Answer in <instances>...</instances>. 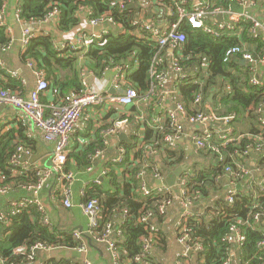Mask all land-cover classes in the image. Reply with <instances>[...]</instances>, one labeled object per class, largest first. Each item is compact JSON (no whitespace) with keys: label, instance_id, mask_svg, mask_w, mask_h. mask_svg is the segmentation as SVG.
I'll return each mask as SVG.
<instances>
[{"label":"trees","instance_id":"16d2710c","mask_svg":"<svg viewBox=\"0 0 264 264\" xmlns=\"http://www.w3.org/2000/svg\"><path fill=\"white\" fill-rule=\"evenodd\" d=\"M8 1L0 0V13L6 11ZM156 1L164 2L170 8L175 9L176 2L180 0ZM226 1L216 0V4L224 7ZM18 2L19 19L29 26L31 24L39 26L45 23L51 13L58 11L57 29L64 33L81 25V14L86 8L93 12L89 20H99L104 17L113 18L116 24H106L107 34L91 39L90 48L85 54V58L99 72L104 71L106 67H119L121 70L129 72L131 65L136 64L137 69L126 75L127 82L137 90L141 97L148 95L152 85L150 70L155 56L162 50L150 39L148 33H139L138 27L134 26V23L143 14V10L136 2L125 6L124 12H121L118 6L112 5L114 0H18ZM231 3L233 2H228V4ZM147 16L156 17L153 14H147ZM171 21H177V17L174 16ZM180 31L187 37V41L179 50L180 64L183 70L190 71V68H196L199 69L198 71H202L205 68L204 65L208 66L203 83L206 80L207 84H209L208 81H211V84L224 81L221 83L222 86H234L233 93L235 94L224 93L222 96L221 104L225 105L224 108L229 111L227 113L243 120H258L260 114L257 109L264 101V86L251 85V78L248 75L239 79L233 76L230 72L233 69L231 65L235 59L241 56H234L230 62H224L226 52L236 46L242 47V43L235 38L215 40L201 31L192 30L186 23L182 24ZM245 39L246 42L259 46V52L264 51V44L253 42L247 35ZM11 44L13 45L14 42L7 32V28L0 27V51ZM163 53V63L158 68L170 71L171 63L167 58L168 54L166 51ZM253 53L257 54V51ZM253 53L252 55L255 56ZM79 54L81 53L78 50L60 48L52 36H39L27 46L22 54V59L26 63L33 64L37 71L46 73L50 88L57 92L59 99H62L60 103L56 104L60 105L68 95L81 96L84 93L80 69L76 70L75 68ZM235 83L241 84L245 88L244 92ZM21 85V82L13 74H9L5 67H0V90L22 94ZM207 88L206 84L201 87L192 83H180L184 104H192L194 107L196 94L202 92L205 95L208 91ZM192 107L187 109L191 114H195L198 110L196 107H194L195 109ZM247 109L249 111H246ZM149 112L152 111L149 110ZM259 128V131L253 129L250 132H245L242 136H237L239 139L226 146L214 141L217 139L213 137L211 140L213 143L210 144L216 146L219 152L212 154L210 149H204L199 153L205 156L216 155L220 164L214 171L190 176L188 185L190 193L199 192L200 194V199L196 202L197 205L202 201L210 200L215 193L214 189L218 184V178L224 175L226 169H230L232 174L241 171L236 169L234 158L239 159L238 154L245 153L247 146L254 144L253 141L257 139L256 137L264 138V128H261L260 124ZM24 131V127L17 130L18 137L15 136V131L0 135V186H8L12 180L13 172L16 169L10 164V160L16 149L23 146L31 153L34 150L35 141L27 139L23 134ZM168 131L170 129L167 126L165 132L148 130L146 144L156 145L157 149L161 148L166 153V161L171 165L177 157L180 162L184 157H180L174 151H166L167 149L162 148L161 140ZM247 134L253 135V138H248ZM100 144V140H98L89 144L86 150L71 152L66 170L73 171L71 169L72 159L76 162L78 170L81 171L87 167L89 154L95 151ZM259 162L261 166L262 163L264 164V146L263 152L259 155ZM142 166L143 163L138 160L127 166L126 173L131 176L125 180H119L120 175H116L114 168L109 167L112 172L105 178V181L89 190L84 198L85 202L97 200L102 209L101 226L97 229V234L102 233L110 221L115 230L121 231V236L118 238L120 242L117 244L120 264H154L153 255H156V250L149 255L146 254L142 262H135V259L143 254V239L151 234L147 228L138 224V218L146 211L151 210L155 218L164 221L168 212L165 215H160L158 207L166 200L175 201L172 194L145 197L137 193L138 182L133 177L140 172ZM146 169L155 174L152 168ZM17 171L20 172V185L25 189L37 183L39 178L37 172ZM225 193L227 195L229 192ZM222 196L215 202L214 209L207 210L204 215L198 214L195 219L185 222L186 233L190 236L189 243L200 242L204 252H193L184 260L183 264H223L227 259H231L232 264L234 262L237 264H264V246L261 245L264 243V192L258 190L238 192L234 196L232 204L226 200L227 197ZM124 210L127 211L126 219H123V223H119L115 213H125ZM257 214L260 215L259 221L254 220V216ZM43 219L44 214L38 211L34 205H30L28 208L22 209L20 213L10 215L7 219L8 222H0V257L5 262L4 264H23L24 256L15 252L21 246L30 248L37 243H42L52 247L76 248L80 244V241L74 236L75 231L47 226L43 223ZM233 226L240 228V232L245 237V241L241 245L230 243L233 239L231 232ZM164 237L165 234L162 233L159 241L154 239V245L159 242V246L157 245L155 249L160 250L165 246ZM88 239L91 238L88 237ZM104 262L112 264V259ZM46 264L77 263L53 259Z\"/></svg>","mask_w":264,"mask_h":264},{"label":"crops","instance_id":"0c3cea01","mask_svg":"<svg viewBox=\"0 0 264 264\" xmlns=\"http://www.w3.org/2000/svg\"><path fill=\"white\" fill-rule=\"evenodd\" d=\"M188 1L192 4L194 0ZM230 1L233 3L228 4ZM208 2L211 5L214 3L216 8L208 12L209 14L205 20L207 23L230 24L229 18L232 14L241 15L243 19L248 20L238 25L235 30L227 33L224 38H235L241 42V46L251 54L257 51V54L253 53L256 57L264 55V51L259 52V46L250 44L246 42L247 40L245 39L247 35L253 42L264 44V0H252L247 6L240 4L237 0H227L224 7L219 5L217 6L216 0H211V2L208 0ZM136 3L143 10V14L139 17L140 19L144 21H152L155 24H160L159 21H164L166 19V12L164 10L161 12L155 5H149L151 0H136ZM18 5V0H9L6 6V11H4L7 32L10 34L14 44H11L8 50H1L0 58L3 61L5 69L8 73L13 74V76L21 82V87L23 89L21 90V93L23 96L27 97L36 87L38 82V72L40 71H37L33 64L31 65L29 62L26 63L23 61L22 54L25 51V48L22 46V39L19 41L15 39L17 26L20 25L24 27V23H19L17 20ZM217 9L219 12L217 14H213V12ZM89 10L91 9L86 8L81 14V25L66 33L60 32L57 29L58 19L53 20L51 23L46 25L41 24L37 26V24H31V27H37V29L40 28L41 34H43L42 36H52L56 45L60 48L66 47L70 49V44H77L81 35L88 33L92 34V36L100 35L101 37L105 31L102 29L99 32H95V28L90 26ZM147 14H153L156 17L151 18L147 16ZM256 23H258L259 26H256ZM22 33L23 31L21 32V35ZM88 50L89 48L86 51L84 49H79L78 51L81 54L77 56L75 63L76 70L80 69L81 72V85L84 92L85 86L83 85V82H87L88 87H91L94 92L109 93L111 95L115 94V90L112 89L113 74H108L104 77L103 71L99 72L96 68L91 66L85 58V54L88 53ZM166 53L168 54L167 58L171 63L172 55L169 51H166ZM177 53L179 55V51ZM92 65L94 64L92 63ZM231 66L233 69H231L230 72L235 78H245L247 75L248 77L250 76V78L256 76L260 81L264 82V66H258L257 73L254 75V73L250 71V65L242 58V56L235 59L233 61V65ZM204 67L205 68L202 71H198L199 69L196 68H190V71L184 72L189 75L191 80H196L199 83V86L203 87L205 84L207 85L208 91H205V95L202 93L201 103L199 105L194 103V107L205 115L213 116L216 120L209 121L204 125H193L187 121L183 122L184 137L179 142L177 149L174 151L175 154L180 157H184L181 159V162L177 157L173 161L174 163L170 165V163L165 159L166 153L161 150V148L158 149L157 155H150L149 153L150 146L146 144L148 130L153 132L156 131V129L152 126V120L162 115V110L161 112L153 110L154 102L157 98H154L149 102H141L139 105L129 108H116L110 105L111 108L102 107L94 109L85 114L82 121L76 127L71 139L69 155L73 151L81 152L86 150L88 148L87 146L92 142L100 140L101 143L95 151L89 154L88 166L83 168L81 171L77 169L76 162L73 159L71 160V169L73 171L68 172L75 174L76 178L72 187L73 191L71 192V202L74 207L69 209L63 205V188L57 179H53L50 185L42 192L35 194L29 191L28 187L25 189L24 186L20 185V172L17 171L19 169H16L13 172L12 180L10 181L11 185L0 186L2 188H8V191L5 194L0 193V213H3L6 217H10L12 211L15 210V204H20L24 200H39L44 207L46 217L49 222V225L47 226H54L60 228L61 230L67 229L86 232L88 228V218L80 206L86 203L84 198L86 194H88V191L94 189V186L102 184L105 181V178L112 172L110 168H114V173L116 175H120L119 180L128 179L131 175L126 173L128 169L127 166H130L138 160L140 163H143L140 172L143 170L146 171L144 181L147 186L151 189L156 187H166L169 189V192L166 195L172 194L175 198V201L172 200L173 205L169 207L167 211L168 215L164 221L153 217L151 224L158 229L156 239L159 241L160 234L162 235L163 233L165 234L164 238L166 240L165 246L160 250H157V248L155 249L159 242L153 246L154 250L152 252H155L156 250V255H153L154 264H176L178 260L177 255L179 253H183L189 245H181L178 242L179 233L177 230V223L182 214L185 212V208L181 202L185 198L182 196L180 190L179 179L188 174L191 176L193 174L206 171H214L220 164V160L216 157V155H212L215 152H213L211 148L210 150L213 153L211 152L212 154L210 156L199 154L203 149L199 150L197 148L194 137L205 131H211L213 133V137H216L217 139L214 141L221 143V137L228 131L232 132L233 137L239 138L237 136H242L245 132H250L253 129L259 131V124L261 127L262 122H264V113H259L260 116L256 121L243 120L236 116L232 117L230 115L231 113H227L229 111H226L224 108L225 105L221 104L222 96L224 93L235 94L233 93V90H235L234 86H222L221 83L224 81H221L218 84H211V81H208L209 84H207L206 80L203 83V80H205L204 75L207 72L208 66L204 65ZM136 69L135 65H131L129 72L123 71L124 83L126 84L123 86L125 88L126 86L131 87L127 82L126 75L134 72ZM167 72L171 73V70ZM40 73H42L44 78H46V73ZM180 83L179 77L172 73L171 79L166 88L168 93L171 94L167 101L166 110L174 109L176 103L184 104L183 97L181 95ZM236 85L238 88L240 87L239 89L242 90V92H244L245 88L242 87L241 84ZM61 100L62 99H59L57 92L51 88L43 97V102L47 105H56L60 103ZM186 105L188 107H192V104ZM186 105L184 104V106L188 108ZM194 107H192V109H195ZM149 110L152 112H149ZM246 111H249V109ZM225 118L232 119L230 122L226 123L224 120H221ZM122 121H127L122 129L113 135L108 134L106 137L104 136V133L107 130L112 128L116 123ZM21 127L25 128L23 134L27 137V139L35 141V147L31 156L26 157V160H29L32 164V168L29 170L22 169V171H33L38 173L39 171L46 170L51 166V159L55 144L46 142L44 140L43 133L30 121H28L19 111L10 106L0 105V135L15 131V136L18 137L17 130H20ZM250 135L251 134H247V137L253 138V135ZM253 142L254 144L247 146L245 153L238 154L240 160L234 158V165L236 169L238 171H242V169L247 171L244 178L237 179L235 174L225 172L222 177L218 178V184L214 189L215 193H213L210 200L208 199V201H202L198 205L196 202L200 199L199 192L190 193V190H187V198L192 200L191 207L196 216L198 214L204 215L207 210L215 207V202H217L222 195L226 198L227 195L225 192H229L231 189L237 191V193L249 192L252 190L256 191V186H258L257 184H261L263 182L264 164L262 163L261 166L259 162V155L263 152L264 140L260 141L257 139ZM210 143L212 144L213 141H210ZM162 148H164V146ZM164 150L166 149L164 148ZM166 151H168V149ZM98 153H100V155H98ZM139 154L140 156H138ZM123 155L125 157V162L123 164L114 163ZM146 165L156 168L159 171L162 180L157 178L153 172L148 171L146 169ZM179 167H185V170H183L181 175L177 178L175 186L169 187L164 182L169 180L171 175ZM140 172H138L133 179L138 182L137 193L144 196L140 190L142 179L137 178V175ZM121 182L124 183V181ZM158 182H161V184H158ZM189 184L190 182L188 185ZM35 207L38 211H40L37 205H35ZM20 212L21 211H19V213ZM115 215L118 217V222L123 223V219H126L125 217L127 216V213L116 212ZM140 219L141 217L138 218V224L143 225L150 232L148 226L142 224ZM109 223L112 222L110 221ZM117 232L121 231L115 230V234H117ZM119 237L114 235V238L118 241L117 244L120 242L118 239ZM80 245H86L88 247L87 251L79 252L77 248ZM49 247H51V249L38 253L37 260L34 264H44L53 259L73 261L77 264H81L84 260H89L95 264H105L104 261L112 259V264H114L113 256L107 250V247L104 244L95 241L93 238L88 239V237H84L76 248ZM193 252H189L188 255H192ZM233 264L237 263L234 262Z\"/></svg>","mask_w":264,"mask_h":264},{"label":"built area","instance_id":"2783aa9c","mask_svg":"<svg viewBox=\"0 0 264 264\" xmlns=\"http://www.w3.org/2000/svg\"><path fill=\"white\" fill-rule=\"evenodd\" d=\"M211 2V0H209ZM240 4L247 6L252 0H237ZM136 0H114L113 6H118L121 12H124L125 6L135 3ZM150 6L155 5L159 7L160 11L163 10L166 12V19L164 21H159L160 24H155L152 21H144L138 19L134 26L138 27V32L148 33L150 39L161 48L162 51L158 52L153 61L152 68L150 70V78L152 81L151 88L148 92V95L141 97L137 90L132 87L126 88L123 85L124 76L123 70L119 67H106L103 71V76L108 74H113L112 89L115 90V94L111 95L109 93H97L92 90L91 87H88L87 82H83L85 86V92L81 96H75L73 94L68 95L63 100L60 105H47L43 102V97L50 89L49 82L44 78V75L38 72V82L35 89L27 96H23L20 93H9L4 90H0V105L10 106L19 111L28 121H30L36 128H38L44 135V140L48 143H54V152L51 159V166L44 171L38 172V181L34 186L28 187V190L39 194L47 186L50 185L53 179H57L58 182L62 185L64 201L63 205L66 208H73L74 205L71 202V192L73 184L76 180L75 174L69 173L66 170V164L69 158L70 148H71V139L76 130V127L82 121L86 113L91 110L99 109L105 107L106 104L112 105L116 108H129L139 105L141 102H149L154 98L157 100L154 102L153 110L161 112L162 115L152 120V126L156 131L165 132V127L167 126L170 131L166 132L162 138V145L165 149L170 151H175L178 147L179 142L184 137V125L183 122H189L193 125H204L209 121H214L216 118L210 115H205L200 110L195 114H191L189 110L182 103H176L174 109H167V101L171 96L168 93L167 84L171 79V74L174 73L179 77V82L181 83H192L199 86V83L196 80H191L189 75L184 72L181 64L178 51L181 49L182 45L187 41V37L184 33L180 31L183 23H186L192 30L201 31L206 35H209L211 38L218 40L226 36L227 33L236 29L238 25L247 21L248 19H243L241 15H234L229 18L230 24H218V23H207L205 20L208 16V12L216 8L214 3L211 5L208 0H194L192 4L188 0H180L176 2L175 9L170 8L164 2H158L156 0H151L149 3ZM219 10H215L213 14H217ZM93 15L92 10H89V17ZM177 17V21H171V18ZM59 18V12L55 11L51 13L45 23L49 24L53 20ZM17 20L19 23H24L19 19V10H17ZM90 26L96 28L102 26L105 30L103 34H107L106 24H116L114 19L110 17H104L102 19L89 20ZM236 24V25H234ZM256 26H259L256 23ZM0 27H6L4 11L0 13ZM40 28H32L28 24L24 23V30L22 33V46L27 48L30 42L39 36H42ZM100 38V35L92 34H83L78 39L77 44H70L72 50L84 49L85 51L90 48L91 39ZM10 45L2 48V51L8 50ZM163 51H169L172 55L171 58V73L161 70L158 67L163 63ZM242 56V58L250 65V71L252 73H257L258 66H264V55L263 56H253L251 53L247 52L243 47L236 46L230 48L225 55L224 62L228 63L234 56ZM31 64V63H30ZM32 65V64H31ZM0 67H5L3 61L0 58ZM136 67V64H135ZM251 85L263 87L264 82L260 81L256 76H253L250 81ZM202 101V92H198L195 97V104L199 105ZM258 113H264V101L258 107ZM232 118L221 119L226 123L230 122ZM127 121H122L116 123L112 128L107 130L104 133V136L108 134H115L117 131L122 129ZM261 128H264V122H262ZM257 139L264 140L263 137L258 136ZM213 139V133L211 131H205L194 137L197 148L200 149H212L213 152L218 153L216 147L211 146L210 141ZM239 138L232 136V132L228 131L225 135L221 137V145H228L231 142H234ZM256 139V140H257ZM158 144V143H157ZM156 145L150 146V155H157L158 149L155 148ZM260 150V149H259ZM100 155V153H98ZM31 156V152L19 146L14 155L10 160V164L19 170H29L32 168V164L29 160H26V157ZM124 155L116 160L114 163L123 164L125 161ZM147 168H152L149 165H146ZM155 172L157 178L160 177V173L156 168H152ZM226 172H232L230 169H226ZM247 174V171L242 169L235 173L237 179L244 178ZM146 171L143 170L137 175L138 179H142L141 184V193L150 197L153 195L156 196H165L169 189L166 187H156L149 188L144 181ZM189 174L181 177L180 180V190L184 200H182V205L185 208V212L182 214L181 218L177 223V230L179 233L178 242L181 245L189 244L186 247V250L183 253L177 255V263L182 264V262L188 258L189 252H204L203 245L200 242H195L190 244V236L186 233L185 222L190 219H195L196 215L192 209V200L187 198V190L189 183ZM256 190L259 192H264V180L261 184H257ZM8 191V188L0 187V193L5 194ZM238 193L237 191L231 189L227 194L226 200L232 204L233 198ZM186 200V201H185ZM185 201V202H184ZM37 205L45 216L44 223L49 225L48 219L42 203L39 200H24L20 204H15V210L12 211L11 215L17 214L19 211L28 207L30 205ZM173 205L172 200L164 201L159 207L158 212L161 215H165L169 207ZM84 214L88 218V228L86 232L75 231L74 236L80 242L84 237H91L95 241L104 244L107 247V250L112 254L114 264H120V254L117 250V239L114 238V235L119 237L121 232L115 234L113 223L107 224L102 233L97 234V229L101 226V214L102 209L97 200H90L80 206ZM127 213V211H125ZM154 213L151 210L146 211L141 215L140 222L148 226L150 230V236L143 239V254L138 256L135 259V262L139 263L153 251L154 239L157 236L158 229L151 224ZM9 217H6L3 213H0V222H8ZM255 221L260 220V215L257 214L254 216ZM9 224V223H8ZM233 234V239L230 243H235L241 245L245 241V237L240 232V228L233 226L231 228ZM264 246V243L261 244ZM51 247L37 243L30 248L21 246L16 249V254L24 256L23 264H34L37 260L38 253L41 251L49 250ZM79 252L87 251L88 247L86 245H80L78 248ZM5 262L0 257V264ZM46 264V263H44ZM81 264H95L89 260H84ZM223 264H232L231 259H227Z\"/></svg>","mask_w":264,"mask_h":264},{"label":"water","instance_id":"95a60500","mask_svg":"<svg viewBox=\"0 0 264 264\" xmlns=\"http://www.w3.org/2000/svg\"><path fill=\"white\" fill-rule=\"evenodd\" d=\"M103 27L99 26L95 28V32H99L100 30H102ZM24 30L23 26L18 25L17 26V30H16V35H15V39L16 40H21L22 39V35L21 32ZM124 136V135H123ZM122 136V138H123ZM125 137V136H124ZM185 170V167H179L175 170V172L171 175V177L169 178V180H167L166 182H164L166 185H168L169 187L175 186L176 182H177V178L181 175L182 171ZM158 184H161V182H158ZM92 245V244H91Z\"/></svg>","mask_w":264,"mask_h":264},{"label":"rangeland","instance_id":"374dc122","mask_svg":"<svg viewBox=\"0 0 264 264\" xmlns=\"http://www.w3.org/2000/svg\"><path fill=\"white\" fill-rule=\"evenodd\" d=\"M105 107L111 108V106H110L109 104H106V106H105Z\"/></svg>","mask_w":264,"mask_h":264}]
</instances>
